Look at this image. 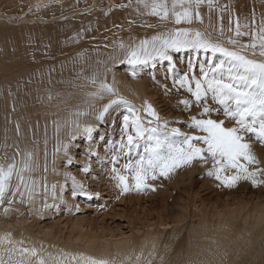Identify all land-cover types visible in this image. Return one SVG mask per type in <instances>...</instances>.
I'll list each match as a JSON object with an SVG mask.
<instances>
[{"label":"bare ground","instance_id":"6f19581e","mask_svg":"<svg viewBox=\"0 0 264 264\" xmlns=\"http://www.w3.org/2000/svg\"><path fill=\"white\" fill-rule=\"evenodd\" d=\"M38 2L41 0H0V162L9 163L15 157L19 163L26 153L31 152L36 165L33 176L37 181V188L40 183H46V203L55 206L43 207L45 194L42 186L40 188L43 190L37 191L32 203L21 202L16 197L11 205L0 204V237L11 233L14 241H24L23 246H35L53 256L64 253L76 256L83 254L114 260L115 264H147L148 260L152 264H192L194 261L199 264L209 260L212 264H264V185H252L253 187L248 186L246 189L251 195L248 193V196L247 191L245 195L254 196L255 200L240 196L239 193L236 195L233 191L230 198L224 201L221 199L211 207L205 205L197 209L198 222L190 219L188 215L191 209L185 208L191 202L181 208L180 215H175L173 221L165 220L166 216L159 215L142 229L131 226L128 231H119L111 226H100L101 230H96L94 222H88L86 216L73 213L77 206L79 208L80 199L72 196V181H65L64 173L71 172L78 180L83 181L89 192L86 173L80 176L77 166L81 163L83 167L85 154L79 160L75 151L82 144L89 147L90 142L82 131L75 140H69V133L75 132L70 113L77 108L94 113L109 99L105 95L103 100L92 101L86 94L93 91V88L84 77L97 70L103 71L104 63L98 62H106L111 66L112 62L108 57L117 55L120 41L127 43L132 37L140 39L151 36L160 28L145 26V22L157 25L159 22L155 17L140 15L141 19L130 20L127 16L122 21L119 32L107 38L97 36V39V34L94 35L92 29L93 23L89 22H93L91 17H96L97 12L99 15L117 16L120 19L121 14L134 10L129 7L117 10L120 5H126L127 0H42L48 6L37 11L35 5ZM108 2L109 7L104 9ZM201 10L203 12L206 9L202 7ZM114 17L113 20L103 19L109 24L108 21L117 20ZM132 21L137 24L132 25ZM113 24L115 22L109 25ZM196 27L203 28L202 25ZM36 30L42 31L46 39L61 44L59 48L62 49L55 50L54 55L46 58L39 54H24L20 48L21 39L16 32H37ZM63 51L66 52L59 55ZM174 58L177 61L178 78L179 73L186 70L191 57L188 53H176ZM199 59H204L203 54ZM113 74L115 87L120 95L137 106L147 100L163 117L176 119L170 110L165 111V108L158 106L164 101L158 96L165 93V86L173 87V75L168 71L167 62H160L154 68L147 66L136 78L126 72V65L117 64L107 75L109 83H112ZM49 93L55 97L50 95L52 100L48 102L46 111L44 106L39 107V103ZM89 104H94L95 108L90 109ZM162 104L166 106L165 103ZM123 111L122 106H114L102 122L95 120L94 114L80 117L81 124L87 122L96 125L93 142L101 145L98 149L100 159H91L92 173L89 177L94 183L98 177L106 179L105 175L112 167L103 145L109 139L118 140L117 132L120 130L122 115L119 119L114 114H122ZM57 123L60 125L59 131ZM174 126L189 131L181 124ZM102 136L103 141L100 140ZM64 143L69 144L68 154L74 157L73 167L67 163L64 155ZM52 144L54 147L51 148ZM57 147L60 148L59 151ZM254 152L264 164V153H259L258 150ZM195 182V179L191 182V190L196 187ZM53 184L57 185L55 200L51 195ZM60 185H64L62 194ZM112 188L113 197L124 194H121L119 188ZM107 201L105 199L102 205L108 206ZM51 208L59 212L67 210L70 214L64 221L44 219ZM172 222L175 224L168 228ZM7 247L11 245L0 244V250ZM137 255L141 256L139 262H136ZM66 264L69 262L66 261ZM70 264L76 262L70 261Z\"/></svg>","mask_w":264,"mask_h":264},{"label":"snow or ice","instance_id":"6c2138e0","mask_svg":"<svg viewBox=\"0 0 264 264\" xmlns=\"http://www.w3.org/2000/svg\"><path fill=\"white\" fill-rule=\"evenodd\" d=\"M135 4L137 15L152 16L159 22L157 25L145 22V26L159 27L160 30L140 39L132 37L127 43L120 41L117 55L108 57L112 65L98 62L104 63L103 71L97 70L84 77L93 88L86 94L92 101L103 100L105 95L109 99L94 113L79 108L70 113L75 132L69 133V140H75L82 131L90 142L81 170L90 172L91 158L100 159L98 149L101 145L93 142L96 125L81 124L80 117L94 114L95 120L102 122L110 109L122 106L119 139H109L103 145L112 165L111 179L121 194L152 189L149 181L168 178L177 168L191 165L193 161L210 164L207 175L224 187H235L240 181H249L254 187L264 185V164L253 150V141L264 145V15L257 20L253 11L251 17L241 19L236 16L233 21L234 10L230 4H220L219 0H135ZM47 6L41 0L35 9L39 11ZM132 6V0L120 5ZM205 6L208 28L196 27L205 22L201 12ZM213 12L220 13L221 21L224 13L229 15L227 28L223 23L219 27L212 24ZM176 53H188L191 57L187 70L179 73L178 78ZM201 54L203 60L199 59ZM160 62L168 63L173 88L188 93L177 101V106H182L185 112L196 110V114L186 120L163 117L147 100L137 106L119 94L114 74L112 83L107 80L108 73L117 64L126 65V72L136 78L147 66L154 68ZM164 91L168 95L171 89L165 86ZM89 108L94 109L95 105L89 104ZM177 124L185 125L189 131L174 126ZM59 128L57 123V131ZM100 140L103 141L104 137ZM68 149L69 144L64 143V155L71 165L74 157L68 154ZM35 170L31 152L26 153L19 163L15 157L9 163L0 162V204L11 205L16 197L21 202H34L37 196ZM64 176L65 181H72L73 197L99 195L88 192L83 181L71 172H65ZM56 189L57 185L53 184L51 195L54 200L57 199ZM60 192H64V185H60ZM47 193L45 183L43 207H54L46 203ZM0 244L11 245L0 250V264H66V261L69 264L70 261L76 264H115L114 260L83 254L53 256L35 246H23L24 241H14L11 233L0 237ZM140 259L141 256L137 255L136 262ZM147 264L152 261L148 260ZM199 264L212 262L201 261Z\"/></svg>","mask_w":264,"mask_h":264},{"label":"rangeland","instance_id":"374dc122","mask_svg":"<svg viewBox=\"0 0 264 264\" xmlns=\"http://www.w3.org/2000/svg\"><path fill=\"white\" fill-rule=\"evenodd\" d=\"M128 2L129 0H127V3ZM132 3L133 6L131 8H134V10L132 12H128L127 14H121L120 19H118L117 16L106 17L105 15L103 14L99 15L96 12V17L95 16L91 17L93 22L89 21L90 23H93L92 29L94 30V35L97 34L96 37L98 36L99 38H103V37L107 38L108 36H112L113 34H115V32L116 33L119 32L122 29V27H120L123 24L122 21H124L127 18V16H129L130 20L141 19L140 15L138 16L135 11V7H136L135 1L132 0ZM219 3L222 5L230 4L231 8L234 10L233 21L236 16H239L241 19H243V17H251L253 11L256 14L257 20H259V18L262 15H264V0H219ZM109 5L110 2H108L106 6H104V9L109 7ZM120 9L121 7L117 8V10ZM204 9L206 10L203 12L201 10L202 14H204L205 17V22L202 25V27L208 28L209 21H208V13L206 6L204 7ZM119 12L120 11H117V13ZM219 16L220 13L217 12H213L211 14L212 24L215 25L216 27H219L220 23H223L225 28H227L229 24V15L227 13H224L222 21L219 19ZM103 17L109 18L108 20H113L114 17L117 20L112 21L115 22V24L109 25L112 22L108 21L109 24H106L105 21L106 19L104 20ZM131 24L135 25L137 24V22L132 21ZM197 25L200 26L199 24ZM114 28H118V30L115 31L113 30ZM209 30L211 29L209 28ZM36 31L37 32H26V31L16 32L17 36L21 39L20 48L22 49L24 54H28V55L39 54L42 57L46 58L49 55H54L53 52L55 50L62 49L59 48L61 44H56L52 40L46 39L42 31L39 30ZM98 37L97 39H99ZM65 52L66 51H63L59 55H62ZM185 69L187 70V67H185ZM169 89H171L170 94L165 95V93H163L158 96L161 101L164 100L158 105L160 106L161 109L165 108L164 109L165 111L170 110L173 113V117L175 116L176 118H179L181 121L186 120L187 117L190 115L196 114L195 109L191 112H185L183 111L182 106L179 107L177 106V101L184 98L185 96H188V93L185 90L181 89L179 90V92H177V90L174 89L173 87ZM50 95H52L53 98L55 97V95L51 93L46 94L40 100L39 107L44 106L46 110V106H48V102L52 100L49 99ZM162 103H165L166 106H164ZM115 115H118V118L120 119L122 114L118 112L115 113L114 116ZM182 127H186V126L182 125ZM117 133L118 136L120 130ZM82 145H85L86 147ZM82 145L77 146L76 149L77 148L78 149L75 151L76 153L75 155L79 160H82L81 158H83L84 156L83 153L85 154V152L88 149V146L86 144H82ZM52 147H54L53 144L51 148ZM84 148L86 151L84 150ZM253 148H255L253 150H258L259 153H264V145H261L256 141H253ZM91 159H96V157L93 156ZM108 164L109 163H107V166ZM71 165L73 167L75 163L73 162ZM77 166L78 169H80L79 171L81 172V173L79 172L80 176L81 175L84 176V172L81 171L82 164L79 163L77 164ZM209 167L210 164L202 165L199 161H193L191 165L177 168L173 173L170 174L168 178L161 177L156 181H149V183L153 185L152 189H146L144 191H130L124 193L123 195H119V196L116 195V198L113 197L111 193V191H113L112 187L116 188V182L113 179H111V175H110L111 167L109 169V172L105 175V177L107 178L103 179L101 177H98L96 178V183H94L95 181L94 180L92 181V178H90L91 177L90 175L92 173L91 172L92 169H91L89 173L85 174V180L87 179L88 181L87 185L90 188L89 192L99 193V195H93L90 197L84 195L85 199L83 198V194L82 196L81 195H78V197L76 196L77 199L79 198L81 200L80 201L78 199L80 204L82 203L81 204L82 206L79 204V208L77 207L73 213L79 215L83 214L84 216H86L88 222L91 223L94 222L93 225H96V230H101L100 226H111L118 230L122 229L123 231H128L129 230L128 228H130L131 226L134 227L135 229H142L145 224L155 220V218L159 215H163V217L166 216L165 220L173 221L175 215L176 216L180 215L181 208H184L187 202L188 203L191 202L190 205L188 206L187 204L185 208L188 207L189 209H191V211L189 210L190 215H188L190 219L198 222V217L196 216L197 209L202 208L205 205L211 207L216 202H219L221 199H222L221 201H224L226 198L228 199L230 198V196H233L232 194L233 191L236 195L240 194V196L247 197L245 195V192L247 191L246 189L248 188V186L253 187L251 182L250 184H248L249 181H247L248 183H246V181H240L235 187L225 188L224 186L218 184V181L215 180L214 177L207 175V170ZM96 176H100V175H96ZM193 178L196 180L197 184L195 182L194 185H196V187L195 188L192 187L191 190L189 186L190 184L192 186L193 183L191 182L194 180ZM43 185L40 183L39 188H37V191L43 190V188H40V186L44 187ZM248 193L249 195H251V192L247 191L246 194L248 195ZM253 193L255 194V192ZM247 198L250 200H255L254 196ZM105 199L108 200L107 201L108 206H105V204L102 205ZM68 211L70 210L68 209ZM48 212L49 214L44 216L43 217L44 219L64 221L66 217H68V215L70 214L69 212H67V210L66 211L60 210L59 212L54 208L53 209L51 208L50 210H48ZM170 215H172L173 218H171ZM188 218L187 220H190ZM169 224L170 225H168V228L170 226L172 227V225L175 223L172 222Z\"/></svg>","mask_w":264,"mask_h":264}]
</instances>
